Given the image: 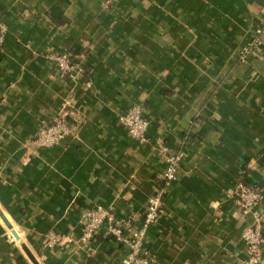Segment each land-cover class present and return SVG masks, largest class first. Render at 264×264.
Wrapping results in <instances>:
<instances>
[{"label":"crops","instance_id":"obj_1","mask_svg":"<svg viewBox=\"0 0 264 264\" xmlns=\"http://www.w3.org/2000/svg\"><path fill=\"white\" fill-rule=\"evenodd\" d=\"M0 0V264H122L103 226L81 241L96 205L139 228L164 189L144 248L152 264H242L249 219L233 191L264 193V47L238 50L264 18V0ZM69 51L77 78L49 55ZM141 105L148 141L120 117ZM58 114L78 126L52 148L32 143ZM182 150L165 186L163 151ZM264 209V202H263ZM50 231L78 243L48 247ZM260 264H264V247Z\"/></svg>","mask_w":264,"mask_h":264},{"label":"built area","instance_id":"obj_2","mask_svg":"<svg viewBox=\"0 0 264 264\" xmlns=\"http://www.w3.org/2000/svg\"><path fill=\"white\" fill-rule=\"evenodd\" d=\"M117 0H104L105 9ZM4 29L0 30V50L4 44ZM264 47V18L253 29L252 37L238 50V60L245 63L251 52ZM49 60L54 64L57 74L73 80L81 72V63L77 57L69 51H60L49 55ZM121 122L127 129L128 135L141 143L148 141L147 131L150 121L146 117L141 105H133L126 113L121 115ZM78 126L68 121L65 115L58 114L51 123L41 127L32 143L37 148H52L60 144L62 139L72 134L78 136ZM163 158L166 163L163 179L165 186L175 182L180 172V165L183 159L182 150L163 151ZM164 189L158 190L151 196L147 203L142 225L137 228L129 221L119 219L115 213L108 208L96 205L87 210L82 217V229L80 240L87 243L99 232L101 227H107L108 236L125 248L122 264H152L154 260L144 248L147 231L155 224L163 212ZM236 207L242 217L249 219V225L244 230L242 238L246 243L247 257L242 264H260L264 247V193L254 186L239 181L233 191ZM45 243L48 247L74 246L78 241L70 234L50 231L45 236ZM158 264V263H155Z\"/></svg>","mask_w":264,"mask_h":264},{"label":"water","instance_id":"obj_3","mask_svg":"<svg viewBox=\"0 0 264 264\" xmlns=\"http://www.w3.org/2000/svg\"><path fill=\"white\" fill-rule=\"evenodd\" d=\"M0 218L2 219V221L4 222V224L7 226V228L10 230L11 232V236L17 240L20 241V236H19V232L13 228V226L11 225V223L7 220V218L5 217V215L2 213V211L0 210ZM21 247L22 249L25 251V253L27 254V256L30 258V260L32 261L33 264H38V262L36 261V259L33 257V255L29 252V250L27 249L26 245L21 243Z\"/></svg>","mask_w":264,"mask_h":264}]
</instances>
